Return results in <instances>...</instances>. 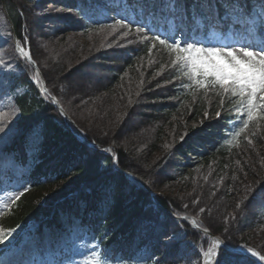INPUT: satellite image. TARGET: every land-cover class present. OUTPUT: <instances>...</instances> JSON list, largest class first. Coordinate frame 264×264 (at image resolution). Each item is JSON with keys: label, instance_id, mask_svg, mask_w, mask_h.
I'll return each mask as SVG.
<instances>
[{"label": "trees", "instance_id": "16d2710c", "mask_svg": "<svg viewBox=\"0 0 264 264\" xmlns=\"http://www.w3.org/2000/svg\"><path fill=\"white\" fill-rule=\"evenodd\" d=\"M110 1L82 0L84 5L92 6L86 8L90 18L77 19L71 11H57L74 7L76 0H38L36 7H33L36 0H4L15 36L25 46L23 38L27 35L30 55L45 86L71 123L50 102L41 99L23 76L21 81L27 90L15 98L19 109L17 133L6 149L23 168L28 191L0 216V226L7 231L16 228V232H28L37 225L39 232L53 230L68 237L74 227L69 221L72 218L98 234L99 243L109 248L112 261L125 256L138 240L139 246L150 245L152 254L162 264H180L181 258L176 256L174 248L163 244L164 236L182 230L185 239L195 244L201 240L205 245L206 240L187 225L175 223L169 211L176 216L197 217L205 229L231 247L244 243L264 255L261 249L244 242L235 233L241 213L256 204L253 199L236 208L246 194V186L264 185V120L251 123L240 134L239 143H234L235 135L227 140L222 133L237 120L228 111L234 98L188 88L176 93L178 76L169 69L168 55L159 53L161 56L151 59L155 53L149 54L145 43L134 39V35L138 36L134 32L131 39L120 36L123 30L112 32L108 38L99 36L89 49L76 42L73 37L88 40L101 33L99 23L106 21L96 20V15ZM117 1L120 7L140 12L145 9L147 14L155 3V15L146 17L145 25L151 27L159 15L187 19L194 2L180 0L181 6L173 11L171 7H163L170 0H147L149 7H145L146 0ZM52 21H57L59 26H54ZM55 37L57 40H53ZM43 40L50 43L51 57L41 52ZM163 64L165 67L161 68ZM98 69L101 75L89 77ZM71 71L91 78V82L82 87L79 95L68 98L59 87ZM174 112L188 117H185L187 125L204 119L205 115L209 117L199 128L181 126L175 137H168L167 143L161 144L159 139L172 126L170 116ZM130 120L137 122V128L136 133L135 129L126 132L128 137L124 139L132 137L131 143L126 144L116 134ZM92 121L97 124L105 121L111 127L103 130ZM72 124L97 147L114 144L117 168L146 184L156 194L155 202L145 189L115 170L111 156L82 144ZM185 133L188 135L181 140ZM140 145H144L143 150H138ZM169 155L183 159L191 156L197 159L200 168L183 163L172 167L177 176L154 178L153 173ZM207 171L212 175L210 183L204 179ZM176 187L180 196L172 192ZM141 203L145 204L148 215L142 213ZM129 205L136 206L131 209ZM201 208L205 209L203 213ZM158 215L164 219L160 220ZM231 216L236 218L233 220ZM192 256H196L195 252Z\"/></svg>", "mask_w": 264, "mask_h": 264}, {"label": "snow or ice", "instance_id": "6c2138e0", "mask_svg": "<svg viewBox=\"0 0 264 264\" xmlns=\"http://www.w3.org/2000/svg\"><path fill=\"white\" fill-rule=\"evenodd\" d=\"M36 6H38V0L33 3V7ZM180 6V0H170L169 4L163 5V7H171L173 11ZM205 6L211 11L213 8L212 0H194L191 8L195 9L199 15V10ZM87 7L92 6H86L82 0H76L74 7H62L57 11H71L76 14L77 19H89L90 17L86 12ZM104 7L106 9L105 19L111 22H97L101 31L107 29L109 30L108 34H110L117 30H123L120 34L127 37L134 27L135 33L141 36L142 40L151 39L154 42L153 47L158 44L170 56L174 57L171 59V65L177 69L180 77L189 81V83L183 84V87L190 90L211 89L220 97L236 98L234 110L237 113V119L242 120V127L235 132L234 138L239 137L249 127L250 123L264 120V0H256L255 3H252V0H244L243 3L240 0H226V6L219 5L217 15L219 16V7H225V16L232 18L228 28L242 32V38L233 43L215 44H205L183 29L161 31L159 28L146 26L138 20L129 19L126 14H122L118 10L113 9V14L109 16L107 11L110 10V5H104ZM119 7L117 5V8ZM145 7H149L147 0ZM155 12L156 6L153 3L150 6L149 14L154 16ZM220 19H224V17H220ZM199 22L197 20L198 24ZM51 23L54 26H59L57 21ZM4 35L10 37L11 32ZM23 44H28L27 35L23 38ZM14 47L20 58L27 60L29 65L34 63L30 52L25 50L19 39L15 41ZM151 51L152 48H149V52ZM0 67L11 69L12 66L9 62L0 59ZM42 91L47 94L46 88ZM52 99L55 103V98ZM221 103H223V99ZM18 112L19 109L15 107L11 108L9 112L0 110V133L7 134L14 131ZM219 115L220 113L217 112V116ZM9 117L13 118L10 123L8 122ZM187 135L188 133H185L181 140ZM26 191L28 188L25 187L23 191L13 192L6 201L0 202V216L3 215L4 210L11 209ZM245 192V196L236 204L237 209L246 205L249 200L264 198V185L257 184L255 187L248 185ZM193 203H198V201H193ZM261 207H264V204ZM204 211V208L200 209L201 213ZM235 218V216H231V219L234 220ZM228 222L229 218L226 217L225 223ZM204 231L207 232L208 229L206 228ZM227 231L225 229V232ZM15 232L16 228H10L5 232L4 228L0 226V245H5L6 241L10 242V238ZM181 238V234L167 235L163 237V244L168 246L179 242ZM246 251L264 261V255L253 248H247ZM89 255L90 258L86 259L84 264H109V260L104 258L106 254L93 251ZM237 255V251L229 244L216 240L214 248H209L203 252L204 264H213V262L214 264H234ZM125 259L122 258L120 264H124ZM127 259L130 260L131 258ZM149 262L162 264V260L156 258L154 253L144 258L143 264H149Z\"/></svg>", "mask_w": 264, "mask_h": 264}, {"label": "rangeland", "instance_id": "374dc122", "mask_svg": "<svg viewBox=\"0 0 264 264\" xmlns=\"http://www.w3.org/2000/svg\"><path fill=\"white\" fill-rule=\"evenodd\" d=\"M130 16H132L131 13H130ZM228 21H232V19H229ZM162 24L164 28L161 31H167L169 29L175 28V23H173L172 21L167 22V25H166V22L163 21ZM199 26L201 27V25L196 22L192 30H190V34L194 35L197 39L201 40L203 43L205 44H210V43L215 44V43H221V42L222 43H233L231 32L226 33V38L220 39L219 41L217 40V35L214 33L209 34L207 37H205L203 34L197 37L196 33H197V29ZM8 32H11L10 37L7 35H4ZM108 33H109V30H103L101 31L100 34L97 35V37H90L88 40L82 39L81 37L80 38L73 37V38L76 42L77 41L80 42V45L89 49V47L92 46V44H94L96 40H99L98 39L99 36L108 38L110 36ZM110 34H112V32ZM72 35L73 34H69V36H72ZM120 36L124 38V36H122L121 34ZM132 36L133 34H130L128 35V38L131 39ZM134 39H136L138 42L140 41V42L145 43V41L142 40V38H140L139 36L136 37L134 35ZM53 40H57V38L55 37L53 38ZM147 41L149 43V47L152 48V51L149 52V54L153 55V53H155V55L151 59L155 60L154 57H159V55L161 56V54L159 53H164V52H165L164 53L165 55H168L170 61L171 59L174 58L170 56V54L165 49L160 47L158 44L155 47H153L154 42L151 39ZM122 42H125V40H123ZM14 44H15V40H14V36L11 31V26H10L9 21L6 18L3 4L0 0V59L3 60L5 57H9L11 60L9 64L12 66L10 69L9 75L0 76V89L2 88L0 90V102L1 103L5 102V109L3 110L5 112H9L10 109L13 107L17 108L13 100L17 96L24 94L27 90L25 85H23L20 82V78L23 75V69L21 67L19 55L17 51L15 50ZM40 46L43 47V48L41 47L42 49L41 52L43 54L45 53L47 57H51L53 55L50 49V43H48V40H43ZM164 67L165 65L163 64L161 68H164ZM169 69L174 70L175 74H178L177 69H175L172 65H170ZM74 72L75 71H71V74L69 75V77H67V79H65L59 87L61 92L63 93L65 92L64 93L65 96L67 95L69 96L68 98L72 97V95L73 96L79 95L80 91H82V87H84L87 84V82H91L90 80L92 78L91 75L93 76V74L95 75L102 74L99 71V69L93 70L92 74L89 75V77L91 78L88 80V78L81 76L79 73L73 74ZM180 78L178 77L177 79L180 80ZM182 79L185 80V82L189 83V81H187L186 78H182ZM234 102H235V99L233 101V104L230 107V111L232 114H237L234 110ZM6 105H8V107H6ZM17 116H18V113H17ZM185 117L184 115L179 114L178 112H174L170 116V120L171 122H173V124L172 126H169L163 131L162 136L159 139L161 140V144H166L168 141V137L169 138L175 137V135L180 132V127L183 125H187L186 118L188 117L186 118ZM208 117H209L208 115H205L204 119L203 118L199 119L198 121L191 123L187 126H189L190 128H199L200 127L199 124L203 123L204 120H206ZM12 119H13L12 117H9L8 122L10 123ZM95 121H92V122H95ZM238 121L239 122L235 124V127H234L235 130L237 128L239 129L240 127H242V120H238ZM98 124L96 123V127L97 128L100 127V129L103 127V130L106 127H111V125L108 124V122L106 123L105 121L102 122V124L98 122ZM72 126L76 127L75 124H72ZM136 128H137V122L135 120H132V121L130 120L129 122L125 121V124H123L122 126L121 132L118 131L117 134L115 132L114 133L116 134L118 140H123L125 143L126 142L131 143L129 140L132 137L130 136L129 138L124 139V136L128 137L127 133L128 131L131 132L132 129H135V133H136ZM110 131H111V128H110ZM165 132L167 133L166 136H165ZM16 133H17L16 123L14 126V131L9 132L7 134L0 133V163L6 162V167H8V169L10 170L8 176L6 175L8 180L7 181L1 180L3 182H0V202L6 201L8 197L11 195V193L23 191V189L26 187L24 174L19 172L21 175H18L19 173L18 174L16 173V171L12 167L13 166L12 157L8 156L5 153V147L7 146V144L10 142V140L14 137ZM111 144L113 143L111 142ZM113 145L107 146L109 151L112 153H114ZM143 146L144 145L142 146L140 145L138 150L140 149L143 150ZM196 160L197 159L191 156H188L187 158L183 159V158H176L174 156L169 155L164 160V163L162 164V166L156 169V171L153 173V177L159 179L160 176L161 177L162 176L165 177L168 175L177 176L176 174L177 171L172 168L173 166L182 165L183 163L188 166H192L194 164L197 165ZM147 164H149V162ZM197 168H200V165H197ZM13 172L16 173L19 177L14 176ZM10 174H12L13 179L10 178ZM210 176L212 175L208 171L204 174V179L208 183H210V181L212 180ZM172 192L176 193V195H179L177 194L179 192V188L176 187L172 189ZM173 195L172 197H174ZM262 204H264V200L262 198L256 199L255 205L251 206L249 209L241 213V215L239 216L240 222H239L238 228L236 229L235 233L240 238H243V240H245L244 242L250 243L251 245L261 249L264 252V207H261ZM152 212L154 213V211ZM155 212H157V210H155ZM158 217L161 220L164 219L161 215H158ZM171 234H174V233H171ZM175 234H181L182 236L179 242L171 244V246L174 248L176 256L178 258H181L180 264H197V259H196L197 257L196 258L192 257L193 250L195 249V246L192 244V241L185 239V235L182 230L176 232ZM64 241L65 240H63L62 238H57V237H54V240H53L47 233H44L41 235H39L38 233H34L31 235L29 239L24 240L20 244V246H18L16 249L6 254L5 256L1 257L0 264H84V261L90 258L89 254L91 252L93 251L101 252V248H99V246L94 242V240L92 239L90 235L83 237L81 234H77L75 236V240L73 239L70 244H65ZM137 243H138V240H135L133 242L131 251L128 254L129 256L126 257L124 264H143L144 258H146L148 255H151V253L145 247H137L136 246ZM53 244H55V246L53 247L54 249H52L51 247ZM64 244L66 246H64ZM104 258L108 259L106 256ZM127 258H131V259L128 260ZM121 260L116 261L115 263H112L109 261V264H120ZM149 264H151V262H149Z\"/></svg>", "mask_w": 264, "mask_h": 264}, {"label": "bare ground", "instance_id": "6f19581e", "mask_svg": "<svg viewBox=\"0 0 264 264\" xmlns=\"http://www.w3.org/2000/svg\"><path fill=\"white\" fill-rule=\"evenodd\" d=\"M3 61L11 62V60H10L9 57H5L3 59ZM7 68L8 67H0V76H6V75H9L10 74V69L9 68L7 69ZM6 107H8V105H6ZM4 109H5V102H3V103L0 102V110H4ZM92 144H94V143H92L91 141H89L86 137L84 138V145L86 147L91 148ZM131 177H133V180L131 181V183L138 185L139 187L145 189L147 192L150 191V189L148 188V186H146V184H144L140 179L136 178L134 175H131ZM150 192H152V191H150ZM151 199L154 202L155 199L154 198H151ZM134 206H136V205H129V208L132 209ZM140 208L142 209V213H146L145 215H148V210H147V208H146V206H145L144 203H141ZM146 226H148V225H146Z\"/></svg>", "mask_w": 264, "mask_h": 264}, {"label": "water", "instance_id": "95a60500", "mask_svg": "<svg viewBox=\"0 0 264 264\" xmlns=\"http://www.w3.org/2000/svg\"><path fill=\"white\" fill-rule=\"evenodd\" d=\"M55 105L58 107V109L60 110V112L64 115V112L62 111V109L59 107L58 103L55 102ZM131 180H133L132 177H130ZM238 254H241V255H246V256H249L251 258H253L251 255H249L248 253L246 252H242V251H237Z\"/></svg>", "mask_w": 264, "mask_h": 264}]
</instances>
